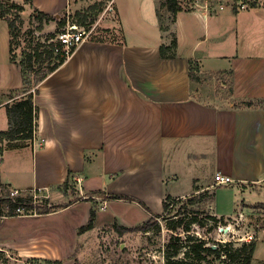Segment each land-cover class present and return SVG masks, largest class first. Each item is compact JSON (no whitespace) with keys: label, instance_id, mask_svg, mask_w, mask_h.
Listing matches in <instances>:
<instances>
[{"label":"crops","instance_id":"1","mask_svg":"<svg viewBox=\"0 0 264 264\" xmlns=\"http://www.w3.org/2000/svg\"><path fill=\"white\" fill-rule=\"evenodd\" d=\"M216 1L203 0L201 7L173 13L165 0H116L117 23L107 20L101 35L85 41L33 86L39 108L37 141L0 144V182L22 190L47 187L53 201L71 202L60 210H72L75 218L95 208V226L87 233L108 220L141 224L105 212L112 204L138 207L149 219L164 211L167 194L185 197L195 188L215 187L216 172L231 176L241 188L238 206L253 201L249 195L254 190L263 195L256 201L263 202L264 106L236 107L233 101L264 97V6L249 3L234 10ZM208 2L214 4L210 9ZM18 3L25 4L24 11L55 16L48 26L80 8L77 0ZM7 30L2 37L1 92L23 83L20 64L10 58L8 23ZM173 40L176 47L163 56L161 45ZM191 69L198 75L230 72L229 104L211 103L196 94L199 81L191 79ZM8 128L2 105L0 130ZM69 176L73 188L64 190L61 185ZM218 189L213 214L231 216L233 203L221 206ZM94 190L105 194L87 199ZM73 191L81 199H74ZM110 193L138 198L149 210L137 201L110 198ZM49 214L5 215L0 228ZM34 243L19 244L0 235V244L18 249L30 250ZM250 264H264V234L256 238Z\"/></svg>","mask_w":264,"mask_h":264},{"label":"rangeland","instance_id":"2","mask_svg":"<svg viewBox=\"0 0 264 264\" xmlns=\"http://www.w3.org/2000/svg\"><path fill=\"white\" fill-rule=\"evenodd\" d=\"M1 1L4 3L6 1L23 2V0H0V2ZM107 1L109 2L110 0ZM107 1L105 3L104 0L103 5L105 3L106 6L108 3ZM117 1L118 3H125V0ZM184 1L187 3L181 6L188 8L192 3L194 4L196 0ZM239 1L240 0H217L216 2L225 5L229 4L232 6V9L235 10L238 7ZM249 1L250 0H247L248 3ZM256 1L261 6H264V0ZM77 2H79L78 7L80 6V8L71 9L70 12L67 13L70 15L69 18L71 20L77 19L79 22L89 25L99 19L103 6L97 15L90 14L85 17L82 12H84L89 5L94 3H90L89 0H77ZM112 2L115 4L116 0H112ZM205 3L207 4V2ZM211 4L212 3L208 2L209 9ZM212 5L214 6V4ZM201 6L202 3L199 2L194 8ZM247 6H249V4ZM4 8L5 7L0 5V11ZM34 11V9H29L21 13L24 22L19 26L20 31L15 43V53L17 57L19 56V59L22 58L21 52L26 45L25 39L28 38L27 35L39 26V23L34 19ZM78 11H80L81 14H77ZM9 15L10 17L14 16L12 12H10ZM66 16H62L60 19L67 18ZM60 19L57 20L55 25L52 24V26H48V23L44 24L45 30L49 32L57 31L63 26L58 24ZM107 20H113L117 23V14L115 13L114 16L110 14L105 15L94 30V37L101 35L102 30L106 29L104 26ZM7 31L6 20L0 18V61H2L1 56L3 53L2 37L6 35ZM108 38H111V36H108ZM50 68L51 66L47 64H34L33 71L29 76L32 85L35 86L38 84L43 76L50 72ZM198 77L199 82H197V86L199 88L196 94L211 103H217L219 105L229 104L230 72H206L198 75ZM223 81L226 82V85L221 83ZM1 93L0 91V94ZM262 186L260 190L264 189V184H262ZM216 188H219L218 200H220L221 206L230 207L233 203V208H235L231 216H223L222 220L218 221L211 218V215H214L212 205ZM216 188L213 187L209 189L208 192L210 197L202 199L200 204L188 205V208H196L195 212L189 209V211L184 213L181 206L187 198L200 195L201 192H203L202 190L198 192H194L193 190L185 197H180L182 201L170 207L171 212L169 213V217L160 220L159 229L148 232L126 231L123 234H120L115 227V224L118 223L117 220H108L107 222L101 223L96 231L79 233L78 229L81 224L88 221L90 217V210L87 209L84 218H82V216L75 218L77 216L74 215L72 210H60L62 207L60 201H53L51 197L50 200L53 207L50 212H52V214L40 218H30L27 219L26 222H7L0 228V235L16 239L19 244L25 242L30 243L31 241L35 242L32 244L33 248L30 250H23L0 244V264L39 263V261H35L32 258L54 260L53 263L47 264H165L166 256L169 252L168 244L170 241H178L177 239L179 238L185 244H191L198 242L200 239H205L209 245L220 246V244H227L228 247H241L244 243L256 241V238L262 232L261 230L264 224V201L258 202L256 200L258 196L263 197V195H259L256 192L257 190L251 193L253 189H250L248 192L251 193V195H248L253 201L247 204H239L238 206L237 200L242 198L243 195L238 185L233 183L231 185L217 186ZM3 193H6V191L2 190L1 194ZM72 193L74 199L75 197H79L76 195L75 191ZM81 201L83 200H80V202ZM128 206L129 205L123 207L120 204H112L105 212L112 215L114 214L119 217L120 220L122 219L131 224H138L146 221L147 214L144 210L138 211V207L134 209V206L133 208ZM78 208L80 212V207ZM194 216H197L196 222L192 220ZM218 218H221V216ZM74 219H77V221L74 222ZM178 220H181L182 223H179ZM171 223L175 225L174 228H171ZM186 225H188L189 230H185ZM184 250V248L180 249V257L185 256ZM208 259L211 260L212 264H241L240 261H233L229 258L224 259L223 257L216 258L214 255H208ZM40 262L44 263V261Z\"/></svg>","mask_w":264,"mask_h":264},{"label":"trees","instance_id":"3","mask_svg":"<svg viewBox=\"0 0 264 264\" xmlns=\"http://www.w3.org/2000/svg\"><path fill=\"white\" fill-rule=\"evenodd\" d=\"M182 0H166V4L169 9L173 13H177L183 7L181 6L180 2ZM26 4H32L33 0H25ZM249 3L251 5L256 6V0H250ZM2 7H5L3 10L0 11V18H3L7 21L10 30V58L12 61H16L20 64L22 70V77L23 83L20 87L10 88L7 91H4L0 94L1 101H3V106H5L7 115L9 118V128L7 130H0V144L4 142V140L13 141V140H25V141H32L37 133V126H38V106L35 104L34 101V92L32 90L33 85L30 80V74L33 71L34 61L32 59V55L28 52L22 53V58L19 59L17 54L15 53V43L17 41V37L20 31L19 26L24 22L22 17V11L25 10L24 3H18L15 1H6L0 2ZM103 2H96L94 4L89 5L83 13V16L87 17L90 14L97 15L99 11L102 9ZM13 13V17H10L9 13ZM77 14H81L80 11ZM34 19L39 22V27H43L44 22H50L51 20H55V16L43 12L41 10H37V14L34 15ZM66 23V18H62L58 21L59 25H64ZM176 47V40H173L170 45H161V54L163 56H167V51ZM63 61L56 62L54 65L51 66V71L56 69ZM47 74V73H46ZM45 74V75H46ZM44 75V76H45ZM43 76V77H44ZM190 77L193 80H199V77L191 69ZM223 85H226V82H221ZM229 94L230 96L233 95V85L232 81L229 84ZM233 105L236 107L241 106H249V107H259L264 106V97H255V98H248V99H240L234 100ZM2 149V145L0 146ZM73 184L71 183L70 176L64 181L61 187L64 190L69 188H73ZM1 192L2 190H8L7 193L1 194L0 192V215H8L13 216L15 215L16 207L19 204V200L21 198H16L14 200L9 196V186L5 185L0 182ZM199 191V188H195L194 192ZM95 193H99L100 195H104L105 192L103 190H94L90 191L87 194V199H92V195ZM110 198H123L129 201H137L139 202L146 210L149 208L144 204L143 201L135 198L133 196L124 195V194H115L110 193L107 194ZM210 197L208 190H204L201 192L200 195L192 196L187 198L186 201L182 203L181 208L183 212L192 210L196 211V208H188V205H194L196 203L200 204L201 200ZM181 198L178 196H173L171 194H167L165 200L163 202L164 211L160 214H152L149 219L144 221L143 223L136 225V226H125L120 225L118 223L115 224L118 232L123 234L126 231H151L160 228V220L166 219L169 217V213L171 212L170 207L174 206L175 204L181 202ZM27 203L28 199L26 200ZM71 202L61 204V206H66ZM43 213L50 212L48 208H42ZM96 209L92 208L90 210V217L88 221L81 225L78 229L79 233H84L89 229H92L95 226V219H96ZM218 218L216 215H211V218L215 221L222 220ZM173 220V219H172ZM193 222H196L197 216L192 218ZM179 223H182L181 220H178ZM1 224V218H0ZM180 225V224H178ZM171 228H174L175 225L170 224ZM185 230H189L188 225L185 226ZM178 241H170L168 244V255L166 256L165 264H212L211 260L208 259V255H214L216 258H229L233 261H240L241 264H250L253 258L254 250L256 247V241H251L249 243H244L241 247H228L227 244H220V246H214L207 244L205 239H200L198 242H194L191 244H185L180 238L177 239ZM184 248V255L183 257L179 256L180 249ZM35 261H39L38 264H47L53 263L54 260L45 259L40 260L39 258H32ZM44 261V263L40 262Z\"/></svg>","mask_w":264,"mask_h":264},{"label":"built area","instance_id":"4","mask_svg":"<svg viewBox=\"0 0 264 264\" xmlns=\"http://www.w3.org/2000/svg\"><path fill=\"white\" fill-rule=\"evenodd\" d=\"M199 2H201V0H196L191 6L196 7ZM248 4L247 0H240L238 9L247 8ZM115 13L113 2L110 0L102 9L99 19L92 24L86 25L79 22L77 19L71 20L69 18L70 15L67 14L66 23L57 31L49 32L45 30L44 25L41 28L38 26V28H35L27 35L28 38L25 39L26 45L21 53H30L34 64H47L52 66L56 62L65 61L81 44L94 38L93 32L105 15L110 14L114 16ZM33 14L36 15L37 10H35ZM44 24H46V22H44ZM1 100L0 96V106L3 105V101ZM32 141L36 142L37 140H35L34 137ZM39 143L42 144L43 140H40ZM214 179L215 188L217 186L231 185L234 183V179L231 176L222 174L221 172H216ZM7 191L8 190H6V193ZM9 196L14 200L18 197L21 198L16 207L15 215H39L43 214V207L50 210L53 207L50 200V190L47 187H36L30 190L10 187ZM27 199L29 203L26 202ZM0 217L3 218L5 215H0ZM261 231V233L264 234V224ZM27 264H31V262H27Z\"/></svg>","mask_w":264,"mask_h":264},{"label":"water","instance_id":"5","mask_svg":"<svg viewBox=\"0 0 264 264\" xmlns=\"http://www.w3.org/2000/svg\"><path fill=\"white\" fill-rule=\"evenodd\" d=\"M11 2V1H10ZM227 229H229V228H227Z\"/></svg>","mask_w":264,"mask_h":264}]
</instances>
